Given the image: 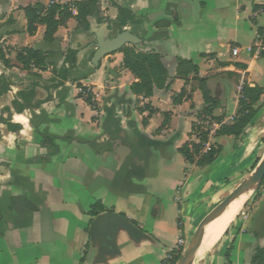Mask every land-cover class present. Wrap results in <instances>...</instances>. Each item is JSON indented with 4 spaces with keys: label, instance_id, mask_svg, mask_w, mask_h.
Returning a JSON list of instances; mask_svg holds the SVG:
<instances>
[{
    "label": "crops",
    "instance_id": "obj_1",
    "mask_svg": "<svg viewBox=\"0 0 264 264\" xmlns=\"http://www.w3.org/2000/svg\"><path fill=\"white\" fill-rule=\"evenodd\" d=\"M77 1L0 0V51L8 62L0 60V75L11 82L0 97V264H162L225 198L214 200L224 185L217 179L264 133V56L256 43L264 40V0H97L100 11L88 18L87 31L74 18ZM35 5L70 7L72 17L50 41L43 24L27 31L24 9ZM117 6L131 14L123 28ZM121 30L141 40L134 46L141 52L159 55L167 72L165 88L153 87L149 98L130 90L136 79L123 68L121 52L91 64L96 34ZM23 48L47 54L46 68L23 70L16 61ZM67 50L76 51L75 67L63 86L48 89ZM245 86L261 95L242 135L214 137L220 152L207 166L185 160L178 149L193 142L194 126L203 118L231 124ZM80 88L90 89L96 110ZM30 90L28 108L16 113L12 102ZM203 92L213 100L209 111ZM7 118L20 129L9 131L1 121ZM163 185L178 195L174 203L165 202ZM263 198L258 193L251 211ZM96 202L103 212L123 215L140 235L120 230L115 247L91 240L88 212ZM198 203L207 210L202 217ZM245 222L193 264H249L243 249L254 241L242 242ZM254 240L264 248L258 232Z\"/></svg>",
    "mask_w": 264,
    "mask_h": 264
},
{
    "label": "trees",
    "instance_id": "obj_2",
    "mask_svg": "<svg viewBox=\"0 0 264 264\" xmlns=\"http://www.w3.org/2000/svg\"><path fill=\"white\" fill-rule=\"evenodd\" d=\"M73 8L76 10L75 20L78 28L87 31L89 29L88 18L99 13L100 8L97 0H80L73 3ZM118 17L117 21L119 27L123 28L127 22L131 20L130 11L117 6ZM25 16L27 18V31L32 33L35 30L34 24L40 23L45 26L44 40L50 41L57 28L68 18L72 17L69 6L51 5L45 8L42 5H35L32 8L24 9ZM122 31V30H121ZM261 32V31H260ZM119 52L123 54L122 66L127 69L136 79V82L131 85L130 90L134 95L143 96L149 98L152 95L153 87L158 89L165 88L167 79V72L161 63V58L157 54L144 53L137 51L134 46H125ZM264 56V49L261 52ZM47 54L33 50L29 48L21 49L16 55V61L21 65L23 70L29 71L32 68L43 71L46 68ZM65 61L63 67L60 68L58 73L54 72V76L51 79V85L48 89H57L63 86L67 80L70 70L74 69L76 62V51L67 50L64 53ZM0 60L4 66H8V62L5 59V54L0 51ZM66 65H68L66 67ZM190 71H195V67H191ZM11 82L5 75H0V97L7 94L10 91ZM261 90L257 87L250 88L245 86L242 90V96L238 101V110L233 119V122L229 125H221L220 129L215 131L214 136H233L238 138L242 135L245 128L252 122L257 114L255 106L259 101ZM182 96V95H180ZM33 98V92L22 91L17 94V98L12 102L13 108L16 113H22L27 109L28 104ZM203 100L206 104L205 111H209L213 106V100L203 92ZM85 102L93 110H96V105L92 101L91 95H87ZM173 103L176 100L173 99ZM8 109H3V112H8ZM219 120V119H218ZM7 126V129L12 132H16L20 129V126L10 123L9 118L1 119ZM205 139H202L198 144L186 143L182 145L178 151L187 161H193L197 159L196 163L199 166H207L211 164L216 156V152L210 148L202 155L198 156L202 145L205 143ZM254 165L252 170L255 168ZM264 183H261V185ZM258 187V189L261 187ZM104 211V207L100 202H96L91 205L88 214L91 217H95L99 213ZM123 216V215H122ZM181 252L171 251L170 258L164 259L162 264H176ZM225 258L229 261V252H226ZM249 264H264V248L257 247L252 254Z\"/></svg>",
    "mask_w": 264,
    "mask_h": 264
},
{
    "label": "water",
    "instance_id": "obj_3",
    "mask_svg": "<svg viewBox=\"0 0 264 264\" xmlns=\"http://www.w3.org/2000/svg\"><path fill=\"white\" fill-rule=\"evenodd\" d=\"M141 40L127 30L111 36L109 33L96 34L95 51L91 58L93 67H98L99 62L112 53L120 51L123 47L136 46ZM264 180V157L258 162L252 172L233 189L220 203H218L199 223L194 233L188 240L184 253L181 254L176 264H193L196 250L206 227L217 217L218 213L226 209L245 190L254 187L257 189ZM124 231L128 237L136 238L140 232L125 218L112 212H102L96 215L91 223V240L98 239L110 247H115L119 231Z\"/></svg>",
    "mask_w": 264,
    "mask_h": 264
},
{
    "label": "rangeland",
    "instance_id": "obj_4",
    "mask_svg": "<svg viewBox=\"0 0 264 264\" xmlns=\"http://www.w3.org/2000/svg\"><path fill=\"white\" fill-rule=\"evenodd\" d=\"M253 36L254 34H250V38H252ZM246 40H249V37L246 38ZM244 42L246 43V41ZM263 46H264V40H263ZM136 49L137 51H140L139 47H137ZM89 94L91 95L92 92L90 91L88 95ZM93 103L95 104V101ZM202 121H204V118ZM230 122L232 123L233 121H230ZM225 125H229V124H225ZM214 133L215 131L211 130V127L209 125H202V126L195 125L194 126L193 131H192V134L194 135V139H193V142L191 143L198 144L202 139L206 140L205 143L202 145L201 150L199 151V154H198L199 157L204 155L208 151L207 149H210V148H212L216 153L220 152L219 145L213 142V139L215 137ZM226 152L227 150L224 151V153ZM226 157H227L226 154H223L222 158H226ZM263 157H264V133L261 135L260 139H258L255 145L252 147L251 153L248 156L241 158L235 165L233 164L234 166L232 167L231 173L230 172H227L226 174L223 173L222 176H220L217 179L219 182H222V184L224 185H222V187L216 192V194L214 195V200H217L218 198H221V197L222 198L226 197L228 192L231 189H233L234 186H236L237 184H240L248 176V175L246 176V174L251 172L252 168L257 163V161L259 162ZM216 164L219 165L218 163ZM165 176L172 178L170 175H165L163 173V178H166ZM263 192H264V183L261 185L259 189L258 188L255 189L253 193L254 196L252 195L253 197L252 196L250 197V199L244 205V208L241 214L237 217L235 222L226 232L227 233L226 236L233 234L234 231H236L238 228L240 230V226L242 225V223L246 221L243 227V231H245V233L242 236V242H244V245H245L248 241L250 242L254 241L251 249H249L250 246L246 247V250L245 248L243 249L245 253H249L248 260H250L252 254L254 253V250L257 247H260V242L254 240V232H258L260 238L264 237V198L262 199L261 202H259L258 206L253 211H251L258 193H263ZM175 196H178V195H176L174 191L167 190V187L163 185V198L166 203L168 204L174 203L173 198ZM258 198H260V195ZM197 207L198 208L195 210V212L198 214V217H202L207 212L205 208V204L198 203ZM248 213L250 214L249 219H247ZM221 241H223V239ZM221 241H219L210 251L218 247L221 244ZM171 242L172 240L170 239V241L166 242L165 244L167 246H170ZM187 244L188 242H186L185 248ZM185 248L182 249V253H184ZM210 251L206 253H209ZM199 258L200 256H197V255L195 256L196 260H198Z\"/></svg>",
    "mask_w": 264,
    "mask_h": 264
},
{
    "label": "bare ground",
    "instance_id": "obj_5",
    "mask_svg": "<svg viewBox=\"0 0 264 264\" xmlns=\"http://www.w3.org/2000/svg\"><path fill=\"white\" fill-rule=\"evenodd\" d=\"M255 188L245 190L226 209L220 211L217 217L206 227L196 250L197 256H202L210 251L224 237L225 232L232 226L243 211L244 205L254 196ZM252 196V197H253Z\"/></svg>",
    "mask_w": 264,
    "mask_h": 264
},
{
    "label": "built area",
    "instance_id": "obj_6",
    "mask_svg": "<svg viewBox=\"0 0 264 264\" xmlns=\"http://www.w3.org/2000/svg\"><path fill=\"white\" fill-rule=\"evenodd\" d=\"M256 43H257L258 47H260L261 49H264L263 43H262V41L260 39ZM238 52H239L238 49L234 48V49H232L231 54L233 56H237ZM89 92H90L89 88H80L79 89V93L82 94L83 96H87ZM198 125L199 126L209 125L211 127V130L216 131V130L220 129L221 125H225V124H221V123H218L216 121H213V120H210V119L206 118V119H204V121L200 122ZM205 152H206V150H205ZM185 245H186V243H184L183 240L179 239L178 242H177V246H176L175 251L176 252H181L182 249L185 248ZM169 258H170V255H168L165 259H169Z\"/></svg>",
    "mask_w": 264,
    "mask_h": 264
},
{
    "label": "clouds",
    "instance_id": "obj_7",
    "mask_svg": "<svg viewBox=\"0 0 264 264\" xmlns=\"http://www.w3.org/2000/svg\"><path fill=\"white\" fill-rule=\"evenodd\" d=\"M16 119H19L22 122L26 123V121H24V118L23 117H17ZM10 138H14V135L13 134H10Z\"/></svg>",
    "mask_w": 264,
    "mask_h": 264
}]
</instances>
